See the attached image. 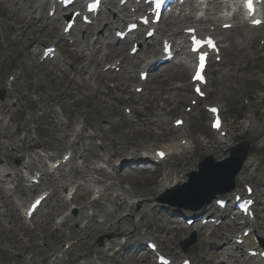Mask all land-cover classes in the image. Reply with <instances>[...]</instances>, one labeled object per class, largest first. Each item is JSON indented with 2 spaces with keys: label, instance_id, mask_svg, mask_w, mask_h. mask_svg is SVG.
<instances>
[{
  "label": "rangeland",
  "instance_id": "374dc122",
  "mask_svg": "<svg viewBox=\"0 0 264 264\" xmlns=\"http://www.w3.org/2000/svg\"><path fill=\"white\" fill-rule=\"evenodd\" d=\"M16 1L0 0V94L3 96L0 99V202L3 204L0 208V264H154V258L147 256L142 246L137 252L129 250L134 245L133 240L142 239L143 245L151 232L157 236L159 249L174 262L186 255L191 259L199 257L195 264H213L221 259L225 247L216 246V241L221 239V234L232 236L240 232L241 222H234L229 214L223 213L225 222L218 228L199 231L195 224L186 226L183 219L181 222L178 219L194 213L160 205L157 177L166 173L165 168L186 177L189 171L197 169L202 157L211 154L215 159L223 158L233 141L251 139L254 130L247 131L243 125L246 108L241 97L250 99L256 121L264 125V99L259 101L254 95L257 90L264 92V51L260 48L252 54L249 50L243 51L245 57L240 65L246 70L240 81L242 90H238V84L230 75L224 77L221 86L212 85L222 92L219 102L233 130L226 145L214 139L208 129V119L196 111L190 116L194 135L183 154L172 155L155 171L153 167L130 162L122 164L125 168L120 171L113 162L129 159L132 152L134 159H140L143 148L149 143H158L172 153L171 145L177 133L170 121L168 124L155 122L156 115L162 113L170 119L185 114L186 100L175 101L173 87L176 82L185 85L189 72L175 73L172 68H166L150 78L148 87L139 97H130L131 84L124 83L120 75L104 80L85 75L75 79L73 84L74 75L69 76L63 67L74 69L84 62L80 42L75 38L77 43L73 45L61 41L59 20L47 25L45 21L38 22L36 27L15 23L10 13L28 22L34 3L16 6ZM20 28L26 31L23 42L15 39L22 37ZM160 28L168 31L166 25ZM95 34L89 35L86 42L92 44L97 37ZM231 34L237 36L234 32ZM253 34L258 35V40L264 37V27ZM28 43H32L29 48ZM55 43H58L59 59L41 64V46ZM119 47L101 46L98 58L111 63L128 54L129 45L124 51ZM19 69L22 76L8 87L7 76L19 73ZM173 74L175 77L171 76ZM255 76L262 77L261 84L254 82ZM123 106L134 115L130 121L124 117ZM36 143L44 144L45 148ZM260 144H264V129L251 144V152L261 160L259 167L264 166V148H259ZM69 147L77 154L66 167L45 175L34 189L26 187L20 171L25 165L23 161H26L24 169L30 170L33 176L45 168L50 161L48 156L60 160ZM114 151L120 158L114 156ZM81 158L86 161L78 163ZM142 168L148 171L141 173ZM79 174L85 179H80ZM248 175L256 186L258 199L263 200L256 208V219L257 230L264 236V182L258 174L249 171ZM238 187L240 183H236ZM40 191H50V197L34 218L25 222L21 211ZM73 192L74 198L69 200ZM142 202L144 207H141ZM212 205L213 201L199 212H205ZM64 215L67 219L58 223ZM118 228L125 233L118 234ZM191 232L196 233L198 241L184 254L180 242ZM66 244H72L71 248H63ZM218 249L222 255H210ZM53 256L60 258L52 260ZM229 263L240 264L238 253Z\"/></svg>",
  "mask_w": 264,
  "mask_h": 264
},
{
  "label": "bare ground",
  "instance_id": "6f19581e",
  "mask_svg": "<svg viewBox=\"0 0 264 264\" xmlns=\"http://www.w3.org/2000/svg\"><path fill=\"white\" fill-rule=\"evenodd\" d=\"M32 1L33 0H22L21 1L22 2V6L30 5ZM118 1H120V0H118ZM40 2L41 1L38 2L39 3L38 7H40V10L42 12V10L44 9L45 4H41ZM187 5H188L187 6V10L192 12V14H188L187 15V14H185V11H182L183 12L182 14H177V15L172 14V15H169L168 18H167V20L171 19V20L175 21V25H177V28H173L172 30H170V32L172 34H176L177 39L179 40L178 42L175 43V47L179 48L180 45H183L184 38H185V36L183 34V31L187 30V29H190V28L196 29L200 33H202L203 31H207L209 33H212L216 37H219L220 44H221V58H222L223 66H224L222 68V71L224 73H222V75H221L222 78H223L225 75H227V69L226 68H229V66L231 65V55L234 54L233 48L235 47V45H238V47H240V46H247L248 47L250 44H252V42L254 40L253 37H252L253 29H250L247 26V23L241 17L240 14H238L237 17L231 19L229 17L228 11H226L225 8L222 6V3L221 2L218 3L217 0H212V1L209 0L207 3H205V1H201L197 5L188 3ZM208 5H211V7L207 8ZM119 6L120 5L118 3L117 4L118 11L122 12L123 8H120ZM126 7H127V5H126ZM132 7L135 10H137V11H140L142 9V5L141 4H134L133 3L131 6H128V9L130 10ZM146 9H144V11ZM10 15L12 16L14 22H21L23 24L25 23V20H23L16 13H10ZM110 15H111V13H109V16ZM127 17H131V15L126 13L123 16L116 15L115 21H110L109 19L105 20L104 27H103V33L101 35L103 43L105 45L110 44L113 41V39L115 38V37H112L110 35V33H109L110 30H112V29H118L119 30L120 29L119 28L120 25H123L122 26V30H123L125 28L124 20ZM196 17H197V19H196ZM40 19H43L42 15L40 16ZM263 20H264V13H263ZM181 22L188 23L189 26H185V27L181 28L180 27ZM228 23H230V24H232L234 26L236 25V27L239 28L243 32V39L238 38V35L241 37L239 32L237 34V37L234 38V37L229 35V31H222L221 30V26L223 24H228ZM200 25H204V26L201 27ZM210 28H213V30H211ZM88 29H89V31L93 30L92 27H89ZM161 32H162V34H165V32H167V31L163 30ZM21 33L24 36L25 30H22ZM83 33L86 34V29L83 31ZM167 33H169V32H167ZM162 40H161V42H162ZM168 41H170V40H168ZM98 43H99V40L97 39L94 42V44L97 45ZM94 44H92V45L86 44L85 48L82 50V54L85 57L86 64L80 68V71H83V72L91 75V77H93V78H95L97 76V74H98L97 72L98 71H99V74H101V75L102 74L108 75V72H105V73L102 72V69L105 67V65H102V61H100L98 59L97 54L99 53V49L98 48L95 49L94 48ZM28 45L30 47L32 45V43H28ZM144 46H146L147 48L154 47L156 50H159L158 47H157V41L155 39H151L150 41L145 42ZM183 50H184V46H183L181 51H183ZM251 50L253 52L257 50V47H256L255 43L252 44ZM104 56H107V55L104 53ZM125 59H128V61L129 60L133 61L134 62V66L137 69L145 68L148 65H150V62H151V60H149V58L147 57L146 54L145 55H136L135 57H125ZM190 61L191 60H188V59L182 60L180 58L177 62L173 63L174 65H171V66L169 65L167 67L174 68L175 70H181L183 72V71L188 70V63ZM121 63H122V61H121ZM164 64H162V65H164ZM121 74L127 80H129L130 82H133L135 80L134 71H132L131 69H128V68L123 69ZM171 76L175 77L174 74L171 75ZM185 91L188 92V89L185 88ZM188 98L190 100L193 99L192 96H188ZM175 99L176 100H178V99H187L184 90H182L181 88H179V89L175 88ZM157 118H158V120H161L162 116L161 115H157ZM251 123H252L251 124V127H252L251 129H253L254 126L256 127V123H255L254 119L251 121ZM261 127H263V126L261 125ZM261 127L257 126V130L258 131L255 133V135H257L258 132L261 131V129H262ZM187 137H188V135H185V136H183L181 138V140L185 139ZM187 141H188V139H187ZM177 143L178 142H176V146L177 147H181V144H179V143L177 144ZM37 145L42 146V147L45 148L44 144L40 145V144L36 143V146ZM146 149H145V151L148 152V155L150 153L154 152L151 147H148L147 150ZM113 153H114L115 157H117V158L120 157L117 152L114 151ZM139 160L140 159H133L131 162H137ZM249 160H251V158ZM145 163H148V161H146ZM141 167H145V166H141ZM140 172L143 173V171H140ZM173 176L174 177H171L169 179L166 178V177L164 178V180H163V182H162V184L160 186V189H159L160 192H163L164 189H167V188L172 187L174 185H178L180 183L181 184L184 183V178L183 177L180 180L178 177H176V174L173 175ZM83 177H85V176H80L79 178H83ZM144 206H145V203L142 202L141 203V207H144ZM209 209H212V206H210ZM206 210H207V208L205 209V211ZM129 211L130 212L132 211L131 207H129ZM178 220H181V218L178 219ZM251 227L253 228L252 236H254V233L257 236H261L258 232H255V226L254 225H252ZM117 233L122 235V234L125 233V231H123L122 229L118 228L117 229ZM149 237L152 240H154L156 238L155 234L153 232L150 233ZM222 237H226V236L223 234ZM259 238L264 240L262 236L259 237ZM201 243L203 244L204 242H201ZM241 260H242L243 264H263L259 260H256V259L253 260L251 257H248L246 254L241 255Z\"/></svg>",
  "mask_w": 264,
  "mask_h": 264
},
{
  "label": "water",
  "instance_id": "95a60500",
  "mask_svg": "<svg viewBox=\"0 0 264 264\" xmlns=\"http://www.w3.org/2000/svg\"><path fill=\"white\" fill-rule=\"evenodd\" d=\"M247 149L241 147L234 151L232 157L224 163L214 166L210 158L208 162L203 163L201 172L198 178V185L194 191L187 190L185 195L193 203H196L194 207H187L191 210L200 209L204 204L208 203L217 193H223L221 188L223 185H227L230 190L234 187L233 179L235 174L240 169L241 163L244 160ZM170 204H174L173 201L164 200Z\"/></svg>",
  "mask_w": 264,
  "mask_h": 264
},
{
  "label": "snow or ice",
  "instance_id": "6c2138e0",
  "mask_svg": "<svg viewBox=\"0 0 264 264\" xmlns=\"http://www.w3.org/2000/svg\"><path fill=\"white\" fill-rule=\"evenodd\" d=\"M160 2H161V0H156L157 7H159V3ZM246 6L248 7L249 11L251 12V0H247ZM89 7L92 8V7H95V5H90ZM254 23H259V22L258 21H254ZM200 43H201L200 41H197L195 39V37H193V44H194L193 51H196V49L200 45ZM207 43H208V45L210 47H215V45L211 41H208ZM205 55L206 54H201L200 55L201 68L203 67V63H204V60H205ZM195 79H202L201 74H200L199 71L196 73ZM197 91L199 92V89H197ZM212 111L215 112L216 110L212 109ZM38 203H39V201H37V204ZM33 207H35V205Z\"/></svg>",
  "mask_w": 264,
  "mask_h": 264
}]
</instances>
